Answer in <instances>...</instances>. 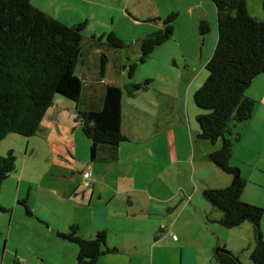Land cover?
Returning <instances> with one entry per match:
<instances>
[{
  "label": "rangeland",
  "instance_id": "rangeland-1",
  "mask_svg": "<svg viewBox=\"0 0 264 264\" xmlns=\"http://www.w3.org/2000/svg\"><path fill=\"white\" fill-rule=\"evenodd\" d=\"M50 1L42 0V6L46 4L47 13L67 25L87 20L82 30L87 45L101 42L102 46L109 32L123 41L124 47L117 49L120 56L111 59L106 67L104 80L122 89L123 132L130 140L122 145L117 163L91 162L95 163L91 167L86 163L90 159L88 140L82 136L81 127L73 125V116L69 125H63L67 130H54V137L39 132L30 137L16 133L5 136L0 141V155L11 150L16 169L0 189V204L7 209L0 211V264H13L14 260L22 264H78L76 244L61 238L58 232H67L78 207L84 210L78 203L83 193L89 194L91 185L86 186V181L92 182V177L83 178L84 170L93 177H126L123 186L134 179L139 188L147 187L154 194L196 192L193 197L208 205L211 204L203 197V189L215 188L207 186L222 177L230 182L232 179L207 157L221 146V138L211 142L197 136L196 115L203 110L194 103L193 93L207 77L204 65L217 40L216 10L210 0H203L207 13L204 19L210 28L205 35L198 31L197 19L202 12L201 4L196 5L198 0H73L74 4ZM124 3L132 15L124 12ZM250 8L255 12L254 1ZM158 11L163 16L160 20H148L157 17ZM172 12L177 14L172 35L157 45L144 62H138L139 39L160 28L162 19ZM95 57L97 52L89 54L90 69ZM132 63L135 68L129 75ZM259 75L245 90L255 100L256 117L264 110L260 82L264 76ZM146 79L150 82L145 89L133 90L132 84ZM244 124L234 126L233 132L240 134ZM67 131L74 147L64 143ZM250 143V139L243 142L248 153L242 151L239 156V168L246 180L243 197H254L256 205L264 208V151L259 154L260 149L256 151V145ZM75 187L79 189L76 195ZM23 200L30 215L25 213ZM223 229L229 244L242 240L243 228ZM97 264H102V258Z\"/></svg>",
  "mask_w": 264,
  "mask_h": 264
},
{
  "label": "trees",
  "instance_id": "trees-1",
  "mask_svg": "<svg viewBox=\"0 0 264 264\" xmlns=\"http://www.w3.org/2000/svg\"><path fill=\"white\" fill-rule=\"evenodd\" d=\"M210 1L216 10L217 40L204 65L207 77L193 93L194 103L203 110L196 115L197 136L211 142L221 138V146L207 157L232 179L226 187L203 189L202 195L221 212L218 222L223 226L251 223L255 245L249 254L250 264H264V235L260 228L264 208L241 199L246 180L239 166L231 163L233 145L239 140V133L232 128L247 121L255 105L245 90L256 75H264V16H252L247 0ZM261 6L264 12V0ZM176 19L177 14L170 13L162 19L160 28L139 39L138 62H144L157 45L172 35ZM86 23L82 19L67 25L30 0H0V141L10 133L30 137L40 132L50 107L69 108L57 101L66 98L74 105L70 109L74 125L81 127L82 136L90 144V160L118 159L120 146L128 141L122 125L123 92L104 77L110 60L120 56L117 49L124 43L109 32L103 47L101 42L87 45L82 34ZM198 30L201 35L208 33V22L201 20ZM91 49L100 54L90 61V69ZM134 63L129 65V75ZM149 82L146 79L131 86L133 90L145 89ZM15 169L11 150L0 155V189ZM90 175L89 172V177L83 178L89 179ZM90 183L86 181L85 185ZM21 204L30 215L24 200ZM0 211L7 209L0 204ZM58 236L76 244L78 264H96L100 256L113 250L106 245L104 230L86 238L78 233V225L70 224L67 232H58ZM214 258L219 264H243L224 246L215 249ZM13 264L22 263L14 260Z\"/></svg>",
  "mask_w": 264,
  "mask_h": 264
},
{
  "label": "crops",
  "instance_id": "crops-1",
  "mask_svg": "<svg viewBox=\"0 0 264 264\" xmlns=\"http://www.w3.org/2000/svg\"><path fill=\"white\" fill-rule=\"evenodd\" d=\"M30 1L34 6L48 11L46 4L42 6L44 3L42 0ZM84 1L88 2V0ZM251 1H254L257 7L255 12H252L250 8ZM67 2L74 4L73 0H67ZM198 3L201 4L202 10V14L200 13L197 19L199 25L201 20H205L207 13L203 8V0H198L196 5ZM123 8L125 13H130L126 3L123 4ZM247 9L252 16L258 18L264 16L261 0H247ZM156 15L158 18L163 17L160 11ZM96 52L99 56V50H92V54ZM95 59L96 57L93 60ZM260 82L261 92L263 91L261 101L264 107V77ZM57 101L66 103L69 108L65 111L64 108L53 106L52 111L48 112L41 124L39 133L44 136L54 137V130L57 131L60 127L67 130V127L63 125L70 124L69 119L72 116L70 109L74 106L73 102L66 98H58ZM262 111L263 114H258L257 117L252 114L245 121L239 134V140L233 145L232 161L234 160V164L238 166L241 161L240 153L242 151L248 153L246 145H243L246 139H250V144L256 145V151L260 149L259 154L264 151V110ZM66 138L68 140L64 143L74 147L75 142L69 138L68 131ZM190 141L194 144L191 137ZM89 145L88 142V147ZM121 149L122 146L119 148L118 158ZM249 150L255 152L250 148ZM91 162L102 163L98 158L89 159L86 162L87 166H94L95 163ZM114 162L117 163V161ZM86 171L88 170H84ZM90 177H92V182L88 189L89 194L83 193L82 202H77L84 207V210L78 207L75 212L76 216L72 217L70 224L78 225L79 234L81 233L80 235L86 238L93 237L98 230H104L106 245L113 250L99 257L102 258V264H219L214 258V252L218 246L227 248L243 264H250L249 254L255 245L251 223L243 222L239 225L238 227L243 228L244 232V235L240 232L242 240L239 239L240 242L236 245L229 244L224 238L225 232L223 231V228L227 227L218 222L221 212L208 203H202L199 198L193 197L196 192L192 194L174 192L161 195L149 192L147 187L139 188L134 179L131 184L127 183L123 186L122 180L126 177L105 178L102 175L93 177V174ZM214 183L216 184L207 187L226 186L230 184V179L222 177L219 182ZM75 189L74 195L79 191L78 187ZM241 196L243 201L256 204L254 197L249 195V199L245 198L243 192ZM260 228L264 235V214L260 221ZM173 235H176V239Z\"/></svg>",
  "mask_w": 264,
  "mask_h": 264
},
{
  "label": "built area",
  "instance_id": "built-area-1",
  "mask_svg": "<svg viewBox=\"0 0 264 264\" xmlns=\"http://www.w3.org/2000/svg\"><path fill=\"white\" fill-rule=\"evenodd\" d=\"M83 176L85 178L89 177V172L84 173ZM173 238L176 239V235H173Z\"/></svg>",
  "mask_w": 264,
  "mask_h": 264
}]
</instances>
